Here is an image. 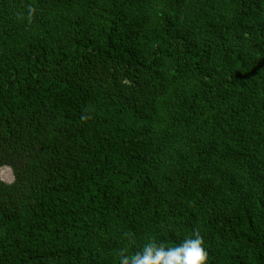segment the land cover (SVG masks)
<instances>
[{
    "label": "trees",
    "instance_id": "1",
    "mask_svg": "<svg viewBox=\"0 0 264 264\" xmlns=\"http://www.w3.org/2000/svg\"><path fill=\"white\" fill-rule=\"evenodd\" d=\"M3 165L0 264H264V0H0Z\"/></svg>",
    "mask_w": 264,
    "mask_h": 264
},
{
    "label": "clouds",
    "instance_id": "2",
    "mask_svg": "<svg viewBox=\"0 0 264 264\" xmlns=\"http://www.w3.org/2000/svg\"><path fill=\"white\" fill-rule=\"evenodd\" d=\"M118 264H208V251L198 232L175 243L150 238L138 251L121 250Z\"/></svg>",
    "mask_w": 264,
    "mask_h": 264
},
{
    "label": "rangeland",
    "instance_id": "3",
    "mask_svg": "<svg viewBox=\"0 0 264 264\" xmlns=\"http://www.w3.org/2000/svg\"><path fill=\"white\" fill-rule=\"evenodd\" d=\"M16 177V173L13 167L10 165H3L0 167V178L7 182V183H12L14 182Z\"/></svg>",
    "mask_w": 264,
    "mask_h": 264
}]
</instances>
